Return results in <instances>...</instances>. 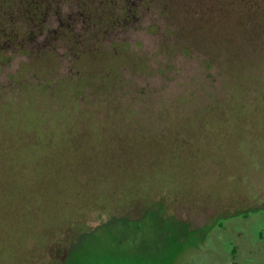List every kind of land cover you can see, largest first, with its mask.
I'll return each mask as SVG.
<instances>
[{"label":"rangeland","instance_id":"374dc122","mask_svg":"<svg viewBox=\"0 0 264 264\" xmlns=\"http://www.w3.org/2000/svg\"><path fill=\"white\" fill-rule=\"evenodd\" d=\"M79 2L0 39V264H264V0Z\"/></svg>","mask_w":264,"mask_h":264},{"label":"trees","instance_id":"16d2710c","mask_svg":"<svg viewBox=\"0 0 264 264\" xmlns=\"http://www.w3.org/2000/svg\"><path fill=\"white\" fill-rule=\"evenodd\" d=\"M69 0H3V13L0 15L2 23L0 25V39L10 38L16 41L18 37V30L31 28L34 26L38 28V31L45 29L48 25L53 23V19L64 18L65 16V6ZM116 2L121 4L122 11L124 12L123 20L121 22L128 24L133 20V14H129V5L131 0H80L79 7L83 10H88L90 14H99L100 12H110L107 8L110 5H114ZM132 9V6H131ZM126 10V12H125ZM128 12V14H127ZM134 12V9H133ZM4 14V17H1ZM129 16V20H127ZM88 17V16H87ZM75 22V17H71ZM22 22L17 27V22ZM115 28L117 27V20L113 22ZM119 24V23H118ZM114 28V26H113ZM158 212H162V216H166L167 226L178 225V228L181 231V234L185 235L189 240L191 238V231L189 226L182 222L176 220L174 216H169L164 214L163 209L159 208L157 210H151L147 212L146 215L157 219ZM173 229L172 227L170 230ZM79 248V245L76 246ZM186 247L185 245L183 248ZM181 248V249H183Z\"/></svg>","mask_w":264,"mask_h":264},{"label":"flooded vegetation","instance_id":"af4514ba","mask_svg":"<svg viewBox=\"0 0 264 264\" xmlns=\"http://www.w3.org/2000/svg\"><path fill=\"white\" fill-rule=\"evenodd\" d=\"M132 1H133V0H131V2H132ZM125 12H126V10H125ZM127 14H128V12H127ZM129 18H130V17L127 16V20H129ZM54 20H55V19H53V21H54ZM63 24H64V23H63ZM4 39H5V38H4ZM0 41H1V40H0ZM8 42H9V43H13V44H15V41H14L13 39H10V38L8 39ZM1 46H2V45L0 44V47H1ZM1 48H2V47H1Z\"/></svg>","mask_w":264,"mask_h":264}]
</instances>
